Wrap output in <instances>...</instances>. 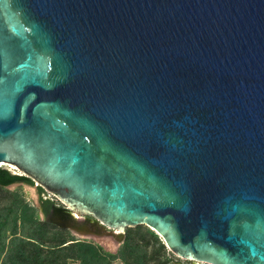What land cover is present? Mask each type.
Listing matches in <instances>:
<instances>
[{"label": "water", "instance_id": "water-1", "mask_svg": "<svg viewBox=\"0 0 264 264\" xmlns=\"http://www.w3.org/2000/svg\"><path fill=\"white\" fill-rule=\"evenodd\" d=\"M3 166L61 229L264 264V0H0Z\"/></svg>", "mask_w": 264, "mask_h": 264}, {"label": "trees", "instance_id": "trees-1", "mask_svg": "<svg viewBox=\"0 0 264 264\" xmlns=\"http://www.w3.org/2000/svg\"><path fill=\"white\" fill-rule=\"evenodd\" d=\"M14 184L34 186V182L6 167L0 168V264H173V254L163 240L147 226L126 230L116 254L87 240L69 239L56 225L42 221L39 210L17 192L6 189ZM40 196L42 188H38ZM43 206L50 202L40 199Z\"/></svg>", "mask_w": 264, "mask_h": 264}, {"label": "rangeland", "instance_id": "rangeland-1", "mask_svg": "<svg viewBox=\"0 0 264 264\" xmlns=\"http://www.w3.org/2000/svg\"><path fill=\"white\" fill-rule=\"evenodd\" d=\"M6 168H8L14 174H19L18 171L16 169L12 168V167H6ZM38 188L39 187L30 186V185H27V184H14L12 186H9L6 190L10 191V192H13V193L14 192L19 193L21 195L22 199L25 200L26 203H28L32 207L37 208L39 210L40 219L43 221V218H42V216L40 214L41 213L40 212L41 211V209H40V206H41L40 199L41 198H43V200H47L48 199V200H51V202L56 203V204H58L60 202L57 201V199L55 197H53L52 195H50L49 193H47L45 191H43L42 195L40 196ZM0 199H2L3 202L6 201L5 200L6 196L1 191H0ZM63 230H65L67 232V234L69 235V239L91 241V242H94L97 245H100L106 251H109V252L114 253V254H116L118 252V249L122 245V243H120L118 240H116L113 237L88 236V235L80 234L79 232L71 231V230H68V229H63ZM173 257H174L173 258V264H178V263L179 264H190L189 262L177 257L174 254H173ZM74 264H77V263H74ZM114 264H122V263L118 261V262H115Z\"/></svg>", "mask_w": 264, "mask_h": 264}, {"label": "flooded vegetation", "instance_id": "flooded-vegetation-1", "mask_svg": "<svg viewBox=\"0 0 264 264\" xmlns=\"http://www.w3.org/2000/svg\"><path fill=\"white\" fill-rule=\"evenodd\" d=\"M47 201L50 202V208H49V211H48V212L46 211V210H47V206H48V204H46V206H43V205L41 204V207H42V210H43L44 215H45L47 218H50V217L54 214V209H55V207H63V206L61 205V203L56 204V203L51 202V200H48V199H47Z\"/></svg>", "mask_w": 264, "mask_h": 264}, {"label": "bare ground", "instance_id": "bare-ground-1", "mask_svg": "<svg viewBox=\"0 0 264 264\" xmlns=\"http://www.w3.org/2000/svg\"><path fill=\"white\" fill-rule=\"evenodd\" d=\"M198 264H202V263H198Z\"/></svg>", "mask_w": 264, "mask_h": 264}]
</instances>
